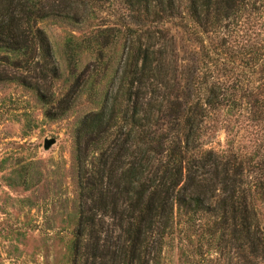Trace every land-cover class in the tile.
<instances>
[{"label":"trees","instance_id":"1","mask_svg":"<svg viewBox=\"0 0 264 264\" xmlns=\"http://www.w3.org/2000/svg\"><path fill=\"white\" fill-rule=\"evenodd\" d=\"M8 84L50 121L93 106L67 264H162L176 239L197 264H264V0H0Z\"/></svg>","mask_w":264,"mask_h":264},{"label":"rangeland","instance_id":"2","mask_svg":"<svg viewBox=\"0 0 264 264\" xmlns=\"http://www.w3.org/2000/svg\"><path fill=\"white\" fill-rule=\"evenodd\" d=\"M41 28L62 69L68 68L63 29L51 22ZM60 90L63 93V84ZM92 109L84 97L66 117L50 121L32 94L0 85V264L68 263L67 246L76 218L75 131ZM45 140L55 142L47 152ZM225 143L219 131L206 149L222 153ZM260 207L264 220V200ZM186 244L176 239L173 249L165 250L162 264H197L196 259L185 258L194 248Z\"/></svg>","mask_w":264,"mask_h":264},{"label":"water","instance_id":"3","mask_svg":"<svg viewBox=\"0 0 264 264\" xmlns=\"http://www.w3.org/2000/svg\"><path fill=\"white\" fill-rule=\"evenodd\" d=\"M54 144V140H45L43 143V151L47 152Z\"/></svg>","mask_w":264,"mask_h":264}]
</instances>
